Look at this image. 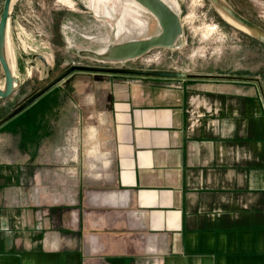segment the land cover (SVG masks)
Instances as JSON below:
<instances>
[{
    "label": "crops",
    "instance_id": "crops-1",
    "mask_svg": "<svg viewBox=\"0 0 264 264\" xmlns=\"http://www.w3.org/2000/svg\"><path fill=\"white\" fill-rule=\"evenodd\" d=\"M182 74H72L13 115L19 77L0 100V264H264V87ZM103 100L83 152L67 136Z\"/></svg>",
    "mask_w": 264,
    "mask_h": 264
},
{
    "label": "rangeland",
    "instance_id": "rangeland-1",
    "mask_svg": "<svg viewBox=\"0 0 264 264\" xmlns=\"http://www.w3.org/2000/svg\"><path fill=\"white\" fill-rule=\"evenodd\" d=\"M4 1L0 0V15ZM70 1L69 5L62 0H17L13 5L10 39L16 74L24 80L19 89L27 91L28 97L49 86L71 66L244 77L259 79L264 87V45L221 20L208 0H164L183 27L175 46L152 49L125 63L101 61L83 52L99 53L109 46L158 35L161 28L157 18L136 0ZM226 1L264 28V0ZM96 77L93 72L76 71L71 81L93 88ZM4 80L0 64V84ZM89 103L67 136L72 141L82 138L83 152L90 151L95 139L105 134L106 100L100 106Z\"/></svg>",
    "mask_w": 264,
    "mask_h": 264
},
{
    "label": "water",
    "instance_id": "water-1",
    "mask_svg": "<svg viewBox=\"0 0 264 264\" xmlns=\"http://www.w3.org/2000/svg\"><path fill=\"white\" fill-rule=\"evenodd\" d=\"M144 7L149 9L157 18L161 28L158 35L142 39L121 43L115 46H109L99 53L84 51L85 55H91L107 62H125L139 58L150 50L155 48H173L183 32V27L179 16L163 0H136ZM215 8L219 17L227 24L236 27L238 25L248 31V35L255 38L264 45V28L248 20L237 12L226 0H208ZM13 0H5L0 15V64L4 72V87L0 89V100L9 98L17 89L20 80L13 74L6 55L7 29L11 17ZM228 17L232 23L222 15ZM237 28V27H236ZM239 29V28H238ZM240 30V29H239ZM242 31V30H241ZM244 32V31H243ZM76 71L93 72L96 76L101 74H139L148 76H185L182 73L170 74L166 72H141L137 70H128L120 68H97L88 66H71L53 83L27 98L14 112L13 115L20 112L44 93L64 82Z\"/></svg>",
    "mask_w": 264,
    "mask_h": 264
},
{
    "label": "bare ground",
    "instance_id": "bare-ground-1",
    "mask_svg": "<svg viewBox=\"0 0 264 264\" xmlns=\"http://www.w3.org/2000/svg\"><path fill=\"white\" fill-rule=\"evenodd\" d=\"M17 0H13V2H12V6L15 4V2H16ZM63 2H65L66 4H71V1L70 0H62ZM164 1V0H163ZM139 3V2H138ZM142 7H144L141 3H139ZM145 9H147L146 7H144ZM155 18H156V16L149 10V9H147ZM222 15V14H221ZM225 19H227L230 23H232V21L228 18V17H226V16H224V15H222ZM10 22V21H9ZM237 28H239L240 30H242V31H244V32H246V33H248V31L246 30V29H244V28H242V27H240V26H238V25H235ZM6 55H7V60H8V62H9V65H10V67H11V70H12V72H13V74L15 75V77H17V78H19L18 76H17V74H16V69H17V66H16V59H15V51H14V49H13V47H12V45H11V39H10V23H9V25H8V29H7V44H6ZM3 87H4V82L2 83V84H0V89H3ZM94 135V134H93ZM93 154V153H92Z\"/></svg>",
    "mask_w": 264,
    "mask_h": 264
},
{
    "label": "trees",
    "instance_id": "trees-1",
    "mask_svg": "<svg viewBox=\"0 0 264 264\" xmlns=\"http://www.w3.org/2000/svg\"><path fill=\"white\" fill-rule=\"evenodd\" d=\"M222 20V19H221Z\"/></svg>",
    "mask_w": 264,
    "mask_h": 264
}]
</instances>
